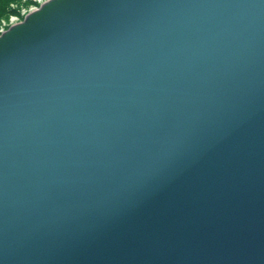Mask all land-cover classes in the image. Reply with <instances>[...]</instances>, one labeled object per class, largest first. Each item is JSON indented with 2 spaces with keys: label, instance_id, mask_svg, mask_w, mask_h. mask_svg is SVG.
Segmentation results:
<instances>
[{
  "label": "water",
  "instance_id": "1",
  "mask_svg": "<svg viewBox=\"0 0 264 264\" xmlns=\"http://www.w3.org/2000/svg\"><path fill=\"white\" fill-rule=\"evenodd\" d=\"M0 264H264V0H49L1 35Z\"/></svg>",
  "mask_w": 264,
  "mask_h": 264
},
{
  "label": "rangeland",
  "instance_id": "2",
  "mask_svg": "<svg viewBox=\"0 0 264 264\" xmlns=\"http://www.w3.org/2000/svg\"><path fill=\"white\" fill-rule=\"evenodd\" d=\"M47 1L49 0H22L20 3L12 4L11 15L0 21V36L11 27L24 22L27 16L38 11Z\"/></svg>",
  "mask_w": 264,
  "mask_h": 264
},
{
  "label": "trees",
  "instance_id": "3",
  "mask_svg": "<svg viewBox=\"0 0 264 264\" xmlns=\"http://www.w3.org/2000/svg\"><path fill=\"white\" fill-rule=\"evenodd\" d=\"M22 0H0V21L11 15V5L20 3Z\"/></svg>",
  "mask_w": 264,
  "mask_h": 264
},
{
  "label": "bare ground",
  "instance_id": "4",
  "mask_svg": "<svg viewBox=\"0 0 264 264\" xmlns=\"http://www.w3.org/2000/svg\"><path fill=\"white\" fill-rule=\"evenodd\" d=\"M3 33V32H2ZM4 34V33H3Z\"/></svg>",
  "mask_w": 264,
  "mask_h": 264
}]
</instances>
